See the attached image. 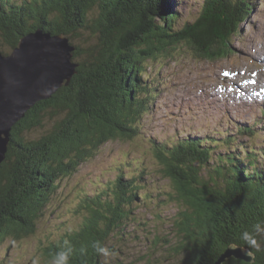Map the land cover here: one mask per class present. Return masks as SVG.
<instances>
[{"label":"trees","instance_id":"16d2710c","mask_svg":"<svg viewBox=\"0 0 264 264\" xmlns=\"http://www.w3.org/2000/svg\"><path fill=\"white\" fill-rule=\"evenodd\" d=\"M255 3L205 0L194 21L176 28V0H0V45L12 49L40 28L69 36L76 47L74 60L78 58L71 83L12 127L0 165V243L35 232L36 220L62 177L72 176L108 141L139 136L156 97L155 82L142 78L149 63L169 57L181 45L212 63L233 57L232 40ZM84 28L97 38L87 50L71 40ZM49 110L52 118L47 117ZM39 128L44 130L39 138L27 136ZM237 129L250 139L258 134L252 127ZM237 137H149L146 155L155 159V166L130 161L107 189L82 193L87 213L78 229L45 250L46 264L66 250L65 240L71 248L69 264H105L93 242L106 246L121 230L132 213L130 205L145 187L144 174L155 172L170 181L168 197L181 206L173 224V251L183 264H213L231 243L253 250L255 260L231 258L228 264H264V234L258 237L263 244L259 250L241 239L244 231L264 225V143L232 147ZM219 146L228 150L219 152Z\"/></svg>","mask_w":264,"mask_h":264},{"label":"rangeland","instance_id":"374dc122","mask_svg":"<svg viewBox=\"0 0 264 264\" xmlns=\"http://www.w3.org/2000/svg\"><path fill=\"white\" fill-rule=\"evenodd\" d=\"M176 1L180 18L175 27L179 28L198 17L205 0ZM255 1L232 40L233 57L212 63L195 57L188 46L181 45L183 48H177L169 57L149 63L142 78L147 76L155 82L156 97L142 120L139 136L129 141H108L72 176L62 177L50 203L36 220L35 232L21 237L12 235L0 243V264H46L49 257L45 250L62 235L78 229L87 213L82 193L94 195L107 189L130 161L137 160L139 164L144 160V166H155V159L146 155L151 146L149 137L158 141H176L186 136L221 140L229 133L239 136L232 147L264 143V53L260 49L264 47V0ZM71 40L84 50L97 44L95 33L88 28L79 30ZM18 46L19 43L11 49L2 43L0 52L10 56ZM73 77L56 93L68 86ZM50 111L47 117L52 118ZM240 126L252 127L258 134L250 139L237 131ZM43 131L35 129L27 136L36 139ZM218 149L224 152L228 147ZM156 175L144 174L145 187L130 205L132 213L121 230L107 241L106 246L113 252L110 264H183L182 256L173 251L177 245L173 224L181 206L168 197V190L173 189L170 181ZM230 245L243 247L255 260L253 250Z\"/></svg>","mask_w":264,"mask_h":264},{"label":"water","instance_id":"95a60500","mask_svg":"<svg viewBox=\"0 0 264 264\" xmlns=\"http://www.w3.org/2000/svg\"><path fill=\"white\" fill-rule=\"evenodd\" d=\"M74 50L69 36L39 28L21 38L14 54L0 52V165L8 152L13 125L76 74ZM230 258L253 261L243 247L230 245L213 264H228Z\"/></svg>","mask_w":264,"mask_h":264},{"label":"clouds","instance_id":"9594fccd","mask_svg":"<svg viewBox=\"0 0 264 264\" xmlns=\"http://www.w3.org/2000/svg\"><path fill=\"white\" fill-rule=\"evenodd\" d=\"M262 234H264V225L256 224L250 231H244L241 234V239L250 247L259 250L261 245L258 241V237ZM64 244L66 246V250L57 252L53 256L51 264H69L71 252L69 241L65 240ZM92 247L98 254L105 258V264H108L109 259L113 256L112 250L109 247L103 245L100 241H94Z\"/></svg>","mask_w":264,"mask_h":264},{"label":"bare ground","instance_id":"6f19581e","mask_svg":"<svg viewBox=\"0 0 264 264\" xmlns=\"http://www.w3.org/2000/svg\"><path fill=\"white\" fill-rule=\"evenodd\" d=\"M61 34H64V33H61ZM260 49H262V51H263V53H264V47H263V48H260Z\"/></svg>","mask_w":264,"mask_h":264}]
</instances>
